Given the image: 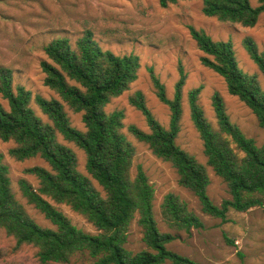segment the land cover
I'll return each mask as SVG.
<instances>
[{"label": "trees", "instance_id": "obj_1", "mask_svg": "<svg viewBox=\"0 0 264 264\" xmlns=\"http://www.w3.org/2000/svg\"><path fill=\"white\" fill-rule=\"evenodd\" d=\"M181 1L190 0H158V4L167 8ZM201 13L222 23L252 28L264 13V0H258L256 7L249 0H203ZM189 34L203 54L201 64L223 79L228 94L250 109L258 127L264 130V90L255 75L238 68L232 43L214 41L203 30L191 26ZM242 45L264 76V52L250 37L243 39ZM43 52V85L60 101L32 97L25 88L14 87L12 70L0 67V95L8 105L5 108L0 104V141L13 143L8 155L17 162L38 157L48 164L49 170H25L38 180L37 187L25 179L17 180V187L26 205L42 214L53 228L41 227L29 215L13 190L0 152V230L14 239L16 249L34 248L41 264H70L78 255L87 256L91 264H199L169 250L168 245L180 233L202 229L201 219L184 200L168 194L159 213L174 234L159 230L154 213L155 189L141 165L133 170L135 150L123 133L124 113L105 111L110 101L128 91L137 79L138 58L102 50L90 32L78 39L74 47L65 37L53 39ZM148 72L156 97L169 108L168 127L154 118L144 95L138 91L128 98V103L144 117L149 132L130 125L126 127L128 133L154 157L171 166L178 185L197 198L204 215L226 221L231 210L245 213L255 207L264 214V143L257 145L230 121L218 93L212 96L216 119L213 124L199 105L201 89L188 92L190 119L202 141L206 166L226 185L230 195L220 205L214 204L208 195L210 179L206 166L176 143L186 76L179 68L174 96L169 99L151 67ZM32 103L47 121L36 114ZM65 106L82 114L84 131L71 126ZM58 136L85 154L88 176L79 172L75 153L61 144ZM58 205L79 215L96 233L77 228ZM133 223L141 229L145 246L137 252L126 248Z\"/></svg>", "mask_w": 264, "mask_h": 264}, {"label": "rangeland", "instance_id": "obj_2", "mask_svg": "<svg viewBox=\"0 0 264 264\" xmlns=\"http://www.w3.org/2000/svg\"><path fill=\"white\" fill-rule=\"evenodd\" d=\"M202 1H181L161 8L158 0H0V67L12 70L14 87L25 88L31 92L32 97L39 95L47 100L60 101L53 91L43 85L44 74L40 67L41 61L46 60L43 47L53 39L65 37L74 47L78 39L90 32L102 50L118 56H136L140 64L137 79L128 91L112 99L105 111L110 113L120 110L124 113L123 133L135 150L133 170L136 165H141L155 189L154 213L159 230L174 234L164 224L159 213V206L168 194L184 200L203 223L202 229H192L190 234L180 233L179 238L168 245V249L199 264H264V214L261 208L255 207L245 213L231 210L226 221L204 215L197 198L178 185L176 173L171 166L154 157L126 128L134 125L149 132L144 117L128 103V98L138 91L144 95L146 106L154 118L164 128L168 127L169 108L156 97L148 68L153 69L165 86L169 99L174 96L179 68H182L186 79L182 90L180 132L176 139L182 150L206 166L202 141L190 119L187 100L188 92L195 88L201 89L199 105L211 123H216L212 96L218 93L230 121L257 145L264 143V130L258 127L250 109L238 98L228 94L220 76L201 64L203 54L189 34L191 26L196 30H203L214 41H230L238 68L244 73L255 75L264 90V76L242 45L243 39L250 37L258 50L264 52V13L254 27L246 28L203 16ZM249 1L253 7L258 6V0ZM0 104L8 108L1 95ZM31 105L36 114L47 121L39 108L34 103ZM64 109L71 126L84 131L82 114L73 113L66 106ZM57 139L75 153L79 172L87 175L85 154L61 136ZM11 147L12 142L0 141V152L8 166L13 190L38 225L53 228L42 214L26 205L17 187L19 179H25L37 187L38 180L26 174L25 170L32 167L49 170L48 164L38 157L17 162L8 155ZM206 169L210 179L208 195L214 204L220 205L223 200L230 199V195L220 178L209 167L206 166ZM94 185L100 190L95 182ZM57 208L77 228L87 233H96L90 224L68 207L58 205ZM141 240V229L133 223L126 248L133 252L144 249ZM35 253L36 250L31 246L16 249L14 239L0 230V264H41ZM70 264H91V260L85 255H78Z\"/></svg>", "mask_w": 264, "mask_h": 264}]
</instances>
